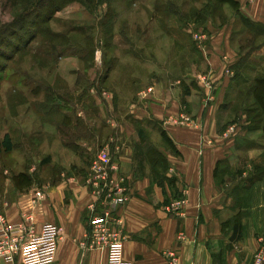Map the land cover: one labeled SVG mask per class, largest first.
<instances>
[{
    "label": "crops",
    "instance_id": "crops-1",
    "mask_svg": "<svg viewBox=\"0 0 264 264\" xmlns=\"http://www.w3.org/2000/svg\"><path fill=\"white\" fill-rule=\"evenodd\" d=\"M234 2L238 7L229 20L202 24L209 38L198 49L201 66L198 56L185 65L178 57L175 70L161 62L163 67L151 66L142 76L131 70L137 59H129L131 86L118 83L96 102L101 123L82 112L77 118L83 122L72 123L71 137L82 125L79 148L54 129L59 144L50 147L52 174L40 175L35 164L0 165V216L25 222L35 233L47 223L62 228L52 264H107L106 248H89L91 220L104 211L122 221L117 228L125 237L124 258L132 264H253L264 245V105L248 92L253 82L244 76L245 66L236 70L249 51L243 52L236 16L259 35L249 47L258 59L253 73L264 77V0ZM181 63L184 69H178ZM208 73L214 95L209 101L203 80ZM143 91L147 96L141 99ZM249 103L255 118L245 111ZM180 113L200 127L167 121ZM231 126L235 130L228 132ZM104 147L128 198L123 205L112 203L109 188L98 191L89 182ZM182 197L187 200L178 213L170 206Z\"/></svg>",
    "mask_w": 264,
    "mask_h": 264
},
{
    "label": "rangeland",
    "instance_id": "rangeland-1",
    "mask_svg": "<svg viewBox=\"0 0 264 264\" xmlns=\"http://www.w3.org/2000/svg\"><path fill=\"white\" fill-rule=\"evenodd\" d=\"M38 1L0 0V145L6 132L14 145L11 153L0 149V165L35 164L43 176L54 172L49 155L50 147L59 144L54 129L79 148L82 125H77L81 132L74 138L71 125L83 122L77 118L81 112L101 123L96 102L103 100V91L113 92L118 83L128 89L131 70L143 76L164 62L175 70L178 57L185 65L198 56L195 63L201 66L196 34L209 38L204 25L229 20L238 7L234 0H67V5L49 12L37 7ZM236 18L243 52L249 50L244 76L255 83L258 59L251 57L249 44L260 38L244 17ZM24 20L26 27L36 22L37 37L27 47L14 35H29L21 30ZM133 58L137 61L132 68L128 62ZM114 70L124 75L114 76ZM139 96L143 98L142 92ZM245 111L249 118L256 117L252 103ZM62 160L66 162L64 156Z\"/></svg>",
    "mask_w": 264,
    "mask_h": 264
},
{
    "label": "built area",
    "instance_id": "built-area-1",
    "mask_svg": "<svg viewBox=\"0 0 264 264\" xmlns=\"http://www.w3.org/2000/svg\"><path fill=\"white\" fill-rule=\"evenodd\" d=\"M195 40L202 50L206 47V36L196 34ZM210 73L203 76L208 88L207 101L213 99V86ZM152 89L149 88V92ZM146 98V91L142 92ZM168 122L176 126L200 127L199 122L187 113L169 116ZM235 130V126L228 128V132ZM117 166L113 160L109 148H102L94 159L90 168L89 182L97 188L104 186L110 190V198L113 204L123 205L128 200L124 188L114 179ZM113 172V174H112ZM112 174V175H111ZM99 191V190H98ZM185 197L177 199L170 206L172 210L180 213ZM2 228L0 229V264L14 263L19 258L21 264H52L57 257L59 241L62 237V228L54 223H47L41 231L35 233L32 226L29 229L25 222L8 223L0 216ZM122 221L114 219L110 211L95 215L91 220V240L89 248L104 247L107 250V264H132L124 258V239L122 232L117 228ZM119 225V226H118ZM28 235V238H27ZM262 242L263 239H262ZM253 264H264V245L257 250Z\"/></svg>",
    "mask_w": 264,
    "mask_h": 264
},
{
    "label": "trees",
    "instance_id": "trees-1",
    "mask_svg": "<svg viewBox=\"0 0 264 264\" xmlns=\"http://www.w3.org/2000/svg\"><path fill=\"white\" fill-rule=\"evenodd\" d=\"M54 3L53 5H42V1L40 0V2H36L37 3V7L39 6H43V8H47V10H49V12H52L54 10H57L60 6H64L68 4L67 0H53ZM248 21V19H246V22ZM26 21L24 20L23 24L21 25V30H25V34H29L28 36H23L24 34H19V32H15L14 35H16L18 37V39H20L21 43L23 44V46L27 47L28 44L32 43V41L37 37L36 32H33V28L35 27L36 22H34V20L31 21L30 25H28L26 27ZM25 25V26H24ZM41 31V30H40ZM25 38V39H24ZM24 39V40H23ZM242 64H240L236 70L240 72L241 68H243V62H241ZM239 72H237L239 74ZM248 92H251L254 94V97L256 99V101L262 105H264V77H258L255 79V83L253 81V85L251 86V88L249 89ZM264 115V113L262 114V116ZM13 141H12V137L11 135L8 133H6L4 135V138L2 140V143L0 145V149L4 148L6 152H11L13 150Z\"/></svg>",
    "mask_w": 264,
    "mask_h": 264
}]
</instances>
